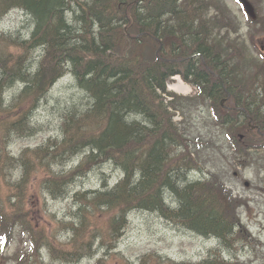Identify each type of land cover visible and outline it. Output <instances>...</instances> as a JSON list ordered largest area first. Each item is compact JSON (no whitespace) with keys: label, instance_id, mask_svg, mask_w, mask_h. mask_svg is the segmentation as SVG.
<instances>
[{"label":"trees","instance_id":"obj_1","mask_svg":"<svg viewBox=\"0 0 264 264\" xmlns=\"http://www.w3.org/2000/svg\"><path fill=\"white\" fill-rule=\"evenodd\" d=\"M78 3L83 7L82 17L96 19L103 29L105 42L101 46L95 42L84 46L70 44L61 34L62 29L72 31L63 23L67 6L62 0H0V19L13 7H23L38 24L31 42L4 39L0 42V88L17 83L23 85L25 93L23 101L20 96L12 107L0 110V236L10 242L16 228L28 233L33 253L25 255L26 258L34 257L39 244L44 242L51 256L65 263L101 251L96 264L120 260L129 264L115 254L116 243L125 212L144 205L169 224L180 222L186 230L216 237L221 243L213 251L215 254L202 262H176L150 254L156 264H250V260L225 254L238 248L247 249L254 241L240 212L242 206L249 210L250 205L247 200L233 196L227 180L231 171L239 167L252 163L264 167V156L252 149L261 147L264 138L249 129L245 113L225 109L219 102L230 93L232 98L227 103L230 107L245 108L256 124L264 125V53L258 57L251 53L242 37H232L236 32L231 28L236 27L230 24L231 15L223 0H79ZM49 15H54L64 27L45 25ZM256 21L264 30V17L258 16ZM111 29L115 35L108 39ZM250 40L257 49L253 35ZM160 43L163 49L157 56ZM30 46L43 52L34 71L27 59L31 56ZM174 50L176 56H172ZM194 54L198 58L192 59ZM173 59L178 62L165 61ZM238 68L240 85L236 88ZM182 69L187 72L182 74ZM66 74L77 79L78 87L91 100L84 108L87 118L93 116L89 128L72 129L77 124L74 121L62 128L75 132L80 141L59 145L50 152L52 140L36 148L27 147L19 155L8 151L14 138L25 137L23 129L42 92L50 90ZM177 74L198 86L199 94L166 102L162 96L167 93L166 83ZM202 107L213 109L215 132L226 137L219 155L225 156L227 144L235 149L233 159L228 160L230 164L217 165L215 135L210 133L212 137L208 138V131L196 130L194 115ZM170 108L180 111L183 120L174 121L175 114ZM131 117L140 119L130 122ZM66 121L63 120L64 124ZM209 125L202 127L207 130ZM91 130L99 131L98 139H92ZM107 141L112 147L106 145ZM85 144L101 157L86 156L82 160L85 166H95L94 161L112 164L121 170L120 178L111 190L105 187L90 190L81 203H75L76 210L68 216L69 221L57 222L62 226L59 228H68L70 234L66 246L58 243L63 245L60 247L55 230L34 229L30 220L33 209L28 204L35 186L55 198L64 196L66 192H60L57 186L73 182V176L66 170L70 165L67 160L84 151ZM126 150L127 157L120 153ZM205 151L207 159L203 161L200 153ZM122 155L125 159H119ZM162 159L169 164L177 163L180 174L176 177L166 174ZM57 160L67 161L64 170H57ZM204 169L207 173L203 177L190 182L183 191L180 189L185 185L180 181L186 172L190 175ZM166 193L175 196L180 210L171 211L165 206ZM253 248L256 249L254 245ZM4 259H0V264H4Z\"/></svg>","mask_w":264,"mask_h":264},{"label":"rangeland","instance_id":"obj_2","mask_svg":"<svg viewBox=\"0 0 264 264\" xmlns=\"http://www.w3.org/2000/svg\"><path fill=\"white\" fill-rule=\"evenodd\" d=\"M224 1L240 20L243 35H248L245 13L252 12L248 2L245 0H240L241 3L237 0ZM29 25L30 23L27 22L26 15L21 12L13 11L3 17L0 21V34L3 32L6 34H14L19 40L23 37L22 34L25 31H30V28L28 29ZM38 54L39 53L36 52L35 56L31 59L30 67L33 71L37 68L39 63L40 56ZM36 55H38V57ZM47 97L49 103L45 105L43 102ZM47 97L36 103V106L32 109L30 115L31 123L38 124L42 129L36 135L27 139L14 138L11 142V146L16 155H19L24 148H36L42 146L51 135H55L57 128H59V119L56 116L57 112L56 115L54 114V110H58L59 106L73 103L75 106L87 107L90 103V98L86 92L77 88L76 84L73 83V79L68 75L60 79L54 85ZM207 112L208 111L204 109L203 111L196 113V127H198L196 130L202 129L203 132L208 131V138L212 137L210 133L215 135V142L217 143L214 149V152H217L214 155L215 162L217 165L222 164L225 166L230 164V161L228 160L233 159L234 150L227 144V146H224L225 149L223 151L225 156L219 155V150L222 149V144L224 143L223 138L226 137L215 132V130L217 131V128L213 125L212 118L207 116ZM132 118L134 117H131V120H133ZM205 119L206 121L203 123V120ZM206 123L210 124L207 130L202 127V125ZM228 147L230 150L227 149ZM206 153L207 151L200 153V156H203V161L207 159ZM218 155L222 160L219 159ZM79 160H81V158L76 159V161ZM202 165H204V163H202ZM103 169L104 168L91 173L85 181L80 182V187H84L86 190L90 191L102 187L103 182H115L113 179L116 178V174L107 175L111 171L110 168L104 170L105 172H102ZM241 172L243 176H240L241 178L239 179L229 177V186L233 189L235 196H243L244 199L249 202L252 213L249 215V212L244 210L243 216L250 231L255 238L259 239V241L255 244V247L257 248L255 250H253L252 247H248L246 250L238 249L227 252L226 254L241 260H249L251 258L256 264H261L262 259H264V174L260 173V170H257V167L254 166L243 169ZM201 176H203L201 172L190 173V175L187 172L185 173V178L187 180L190 178L199 179ZM11 179L12 181L14 180L12 175ZM247 182L250 184L247 185ZM258 185L262 188H258ZM32 197L31 206H35L34 208L36 210L33 214V221L35 224H43L49 229L56 228V230L59 231L56 238L64 240L68 228H59L55 224V221H69L68 216H71L74 213L75 202L72 200V193H65L63 197L55 198L49 193H46L40 187L35 186ZM106 242H108L106 244H109L111 241ZM26 246L28 247V245ZM218 246V242L216 241L206 239L183 229L179 230L178 228H175V226L169 224L166 220L156 214V212L142 213L141 211H135L128 215L127 227L124 230L122 229L114 252L117 256L119 255L121 258L128 261L129 264H156L155 260L150 258V254H156L163 257L165 260L176 262L197 261L206 257L210 252L218 250ZM25 248V246H22L23 252L25 251ZM1 249L2 246L0 241V251H2ZM15 250L16 244L14 243L13 246L6 251V254L12 256ZM18 251L21 252V249ZM19 252L14 254L11 258L17 259L20 254ZM97 253L98 254L95 256L83 258L72 263L55 262L49 258L46 252L42 253L41 258L42 264H96L98 255L101 257L103 252L98 251ZM114 260H116V257H113V261ZM31 264H36L35 260H33ZM108 264L113 263L109 262ZM114 264L126 263L120 260Z\"/></svg>","mask_w":264,"mask_h":264},{"label":"bare ground","instance_id":"obj_3","mask_svg":"<svg viewBox=\"0 0 264 264\" xmlns=\"http://www.w3.org/2000/svg\"><path fill=\"white\" fill-rule=\"evenodd\" d=\"M78 1L79 0H62V3L67 6L66 14L63 13V16H64L63 17V23L65 24V26H67V28L72 29V31L67 33L64 29H62L61 34L63 36H65V38L70 42V44H77V45L84 46V45H89V44L95 42L98 46H101L102 45L101 43L105 42L103 29L101 27H99L96 19H86V18L82 17L83 7L79 6ZM13 11L21 12L24 15H26L27 16V22L30 23V25L28 27V29L30 28V31L29 32L25 31L22 34L23 37H21L19 39V42H31L32 37H33V32L35 31V28L38 25L36 23L35 18L33 17V15L31 13L28 12V10H26L23 7H13V9L9 10L3 17H5L6 15H8L9 13H11ZM3 17L0 19V21L3 19ZM49 17H50V19H49ZM49 17L47 18L45 25H47L50 28L56 27V29H58L59 27H64L63 25H61V23H60L61 21H59V19H55L54 15H52V16L49 15ZM111 21H113V18H111ZM0 35H1V37H0L1 43H2V39L9 40V41L18 40V38L16 36H14V34H6L3 32ZM113 35H115V31L111 29V32L109 33V36H107V38L111 39L113 37ZM62 43H65V42H62ZM107 44H108V42H107ZM35 49H33V47H31V46L28 47V51H30L29 54L31 55V56H27L28 60L30 59V61H31V58L33 56H35L36 52L39 53L38 55L40 57L43 56L42 49H40V48H37L38 50H35ZM38 55H36V56L38 57ZM94 55L97 56L98 58L100 56V55H97V53H94ZM96 63H98V61H96ZM85 67H87V65ZM92 69H94V68L92 67ZM67 75L70 76L69 74H66L65 76H67ZM70 77L73 79L72 76H70ZM73 83L76 84L77 88H79L77 85V79L76 78L73 79ZM53 87H54V85L50 87V90L53 89ZM23 88H24L23 85L17 84V83L9 84V85H6V86L0 88V97L2 99V103L0 105V110L3 108L9 109L10 107H12V105H13L12 102L16 101V99H19L20 96H21V101H23L24 97H25V93L24 92L22 93ZM48 90L46 92H42L43 94L40 95L41 98L39 99V101L43 100L47 97V95L50 92V90L49 91ZM48 100L49 99L47 97L44 100L43 104H45V105L48 104L49 103ZM84 108L85 107L82 108L81 106H75L72 103V104H66V105L59 106L58 110L56 109L57 111L54 110L55 111L54 114L56 115V112H57L56 116L59 119V124H58L59 128H57V132L55 133V135H51V137H49L45 141V143L42 144V145H44V144L48 143L49 140H52L51 144L48 147V152L55 150L57 148V146H59V145L69 144V143L76 144V143H78V141H80L77 139L75 132H73V131L65 132L62 128L68 127V125H70V123L73 121L76 122L77 124H75L72 129L89 128V122L92 121L93 116L87 118L86 117L87 115L84 112ZM95 112H96V110L92 111L93 114H95ZM74 114H76V115H74ZM64 119H67L65 124L63 122ZM132 119L138 120L140 118L134 117ZM94 120L97 121L96 119H94ZM130 122H132L131 119H130ZM162 128H163L164 132L167 131V129L165 128L164 125H162ZM41 129H42L41 126H39L38 124H35V123L34 124L31 123V120L29 119L28 124L23 129V130H25V133H24L25 137H23V138H26V139L30 138V137L36 135ZM91 132H92L91 133L92 139H98L99 138V135H98L99 131L98 130H91ZM167 135L170 136L168 133H167ZM20 139H22V138H20ZM106 145L112 147L108 141L106 142ZM9 150L15 154V151H13L11 145L8 147V151ZM120 153L125 155L126 157L129 155V151H127V150L126 151H120ZM93 155L96 156L97 159H101V157L97 151L92 149V147H90L88 144H85L84 151L82 150V151L78 152L77 154H75L74 157L68 159L67 160L68 163L65 160H63V161L60 160L61 163H59L58 160H57V162H55V165L57 166L58 171L64 170L65 169L64 166H66L67 164H70L66 168V170L73 176V178L70 176L73 182L71 184L66 182V186L65 185L62 186L61 184L60 185L58 184L57 187L59 188L60 192L61 191L66 192V193L71 192L72 196H73L72 200L75 203H77V202H78V204L81 203L82 199H84L86 197L85 195L88 194V192H89L84 187L83 188L80 187V182L85 181V179H87L89 177V175L91 173H94L96 170L98 171L99 169L104 168L102 172H105L104 170H106L107 168L108 169L110 168L111 171L107 175H111V174L115 175L116 174V178L113 179V180H115V182H111V183H104L103 182L102 187L98 188L100 190L104 189V187L107 188L108 190H111L112 187L117 182V179L120 178L121 170L118 167L116 168L112 164H106V163L100 164V163H97L96 161H94L93 165H95V166H90V165L85 166V163H83L82 160L86 156L88 158V157H91ZM123 155L120 156L119 159H121V158L125 159V157H123ZM162 155H163L164 159H167L165 153L162 152ZM170 155H171V153L168 152L167 156L170 157ZM78 158H81V161L80 160L76 161V159H78ZM162 163H165V164H163V170H166L165 171L166 174L169 173L172 177H176L178 174H180L181 169L179 168L180 166L177 163L169 164L168 161L163 160V159H162ZM183 178H184V179H182L183 181H180V182H185V185H183L180 188L182 191L191 184L190 182L197 180V179H192L193 176H192V178L189 179V181L185 180V177H183ZM73 185H76V186H73ZM174 197L175 196H171L169 193H168V195H167V193L164 194V201H165L164 204L171 211H176L180 208L178 200H176ZM75 200H77V201H75ZM131 209L132 210L125 212L124 224L121 226V228L123 230L127 227L128 215L131 214L132 212L141 211L142 213H155L154 211L148 210L147 207H144V205H141V206L137 205L135 207H132ZM74 210H76L75 206H74ZM74 224H77V223H74ZM170 224L175 226V228H178L179 230L183 229L187 232L193 233V231L186 230V228H184V225L180 222H176V221L172 222L171 221ZM72 225H73V222L70 223V228ZM83 228L86 229V226H84ZM198 236H200V235H198ZM97 237H99V236H97ZM97 237L94 240H96ZM201 237H203V236H201ZM204 238L210 239L212 241H216V242H218V245L221 244L217 240L216 237H210V238L204 237ZM218 249H219V246H218ZM214 254H215V252L212 251V252H210V254L206 255V257H203L201 260H197V261L193 260V261L195 263L196 262H202L204 260H207L209 257H211Z\"/></svg>","mask_w":264,"mask_h":264}]
</instances>
